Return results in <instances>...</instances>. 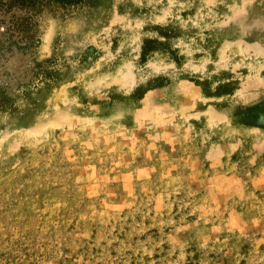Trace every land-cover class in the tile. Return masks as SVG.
I'll return each mask as SVG.
<instances>
[{"label": "rangeland", "instance_id": "1", "mask_svg": "<svg viewBox=\"0 0 264 264\" xmlns=\"http://www.w3.org/2000/svg\"><path fill=\"white\" fill-rule=\"evenodd\" d=\"M0 264H264V0H0Z\"/></svg>", "mask_w": 264, "mask_h": 264}, {"label": "bare ground", "instance_id": "2", "mask_svg": "<svg viewBox=\"0 0 264 264\" xmlns=\"http://www.w3.org/2000/svg\"><path fill=\"white\" fill-rule=\"evenodd\" d=\"M47 40H48V38H47Z\"/></svg>", "mask_w": 264, "mask_h": 264}]
</instances>
